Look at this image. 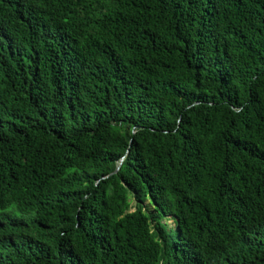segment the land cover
<instances>
[{
  "label": "trees",
  "instance_id": "obj_1",
  "mask_svg": "<svg viewBox=\"0 0 264 264\" xmlns=\"http://www.w3.org/2000/svg\"><path fill=\"white\" fill-rule=\"evenodd\" d=\"M0 264H264V0H0Z\"/></svg>",
  "mask_w": 264,
  "mask_h": 264
},
{
  "label": "rangeland",
  "instance_id": "obj_2",
  "mask_svg": "<svg viewBox=\"0 0 264 264\" xmlns=\"http://www.w3.org/2000/svg\"><path fill=\"white\" fill-rule=\"evenodd\" d=\"M21 216L24 217V218H26V219H29V218L32 217V213H28V214H23V213H21ZM164 220H165V219H164ZM167 222H168L171 226H174V220H173V219L168 218V219H167Z\"/></svg>",
  "mask_w": 264,
  "mask_h": 264
},
{
  "label": "water",
  "instance_id": "obj_3",
  "mask_svg": "<svg viewBox=\"0 0 264 264\" xmlns=\"http://www.w3.org/2000/svg\"><path fill=\"white\" fill-rule=\"evenodd\" d=\"M122 161H123V158H122V159H121V161L119 162V164H118V166L116 167V169H115V171H114V172H116V171H118V170H119V168H120V165H121Z\"/></svg>",
  "mask_w": 264,
  "mask_h": 264
}]
</instances>
